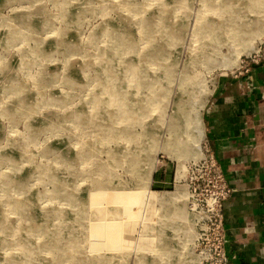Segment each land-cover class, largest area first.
<instances>
[{"label": "rangeland", "instance_id": "rangeland-1", "mask_svg": "<svg viewBox=\"0 0 264 264\" xmlns=\"http://www.w3.org/2000/svg\"><path fill=\"white\" fill-rule=\"evenodd\" d=\"M262 41L264 0H0V264H197L195 118Z\"/></svg>", "mask_w": 264, "mask_h": 264}, {"label": "crops", "instance_id": "crops-1", "mask_svg": "<svg viewBox=\"0 0 264 264\" xmlns=\"http://www.w3.org/2000/svg\"><path fill=\"white\" fill-rule=\"evenodd\" d=\"M203 147L232 191L223 206L226 250L236 264H264V61L248 62L212 94Z\"/></svg>", "mask_w": 264, "mask_h": 264}, {"label": "built area", "instance_id": "built-area-1", "mask_svg": "<svg viewBox=\"0 0 264 264\" xmlns=\"http://www.w3.org/2000/svg\"><path fill=\"white\" fill-rule=\"evenodd\" d=\"M258 53L259 61H264V41L261 42ZM256 60L252 59L251 62ZM247 64L248 61L245 66ZM188 182L192 186L189 198L195 225L197 264H236L225 247L223 220V206L232 188L217 158L208 148L195 161Z\"/></svg>", "mask_w": 264, "mask_h": 264}, {"label": "bare ground", "instance_id": "bare-ground-1", "mask_svg": "<svg viewBox=\"0 0 264 264\" xmlns=\"http://www.w3.org/2000/svg\"><path fill=\"white\" fill-rule=\"evenodd\" d=\"M201 125H202V116L200 114H198L197 117L195 118V126H196L197 132H199V134L203 133V129H201ZM198 148H200V147L198 146Z\"/></svg>", "mask_w": 264, "mask_h": 264}]
</instances>
